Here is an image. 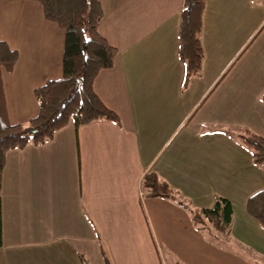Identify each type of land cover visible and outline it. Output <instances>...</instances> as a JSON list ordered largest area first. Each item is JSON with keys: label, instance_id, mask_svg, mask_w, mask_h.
<instances>
[{"label": "crops", "instance_id": "crops-1", "mask_svg": "<svg viewBox=\"0 0 264 264\" xmlns=\"http://www.w3.org/2000/svg\"><path fill=\"white\" fill-rule=\"evenodd\" d=\"M99 33L118 50L93 87L118 121L57 130L10 149L1 181L0 264H264V228L246 211L264 168L236 135L264 136V0H204L198 76L178 58L182 0H101ZM7 118L39 113L34 90L62 76L65 32L34 0H0ZM154 172L193 209L233 207L210 237L188 208L148 197Z\"/></svg>", "mask_w": 264, "mask_h": 264}, {"label": "trees", "instance_id": "trees-1", "mask_svg": "<svg viewBox=\"0 0 264 264\" xmlns=\"http://www.w3.org/2000/svg\"><path fill=\"white\" fill-rule=\"evenodd\" d=\"M34 1L42 5L45 18L56 22L65 32L62 76L34 90L39 104L36 117L11 124L6 113L2 69L10 71L18 53L0 40V247L3 243L1 181L6 152L29 144H43L70 121L75 126L101 119L118 121L116 112L102 101L93 87L96 76L113 67L118 54L117 48L99 33L103 18L101 0ZM203 9L204 0H182L178 58L185 67L184 83L201 71ZM261 101L264 103V92ZM33 128L37 129L35 134L30 131ZM236 138L250 149L253 162L264 168V136L244 129ZM141 186L148 197L167 198L188 208L195 225L210 237L217 239L230 234L233 207L228 199L216 198L211 208H190L154 172L143 176ZM246 211L264 228V189L248 198ZM80 258L81 264H88L82 255Z\"/></svg>", "mask_w": 264, "mask_h": 264}, {"label": "water", "instance_id": "water-1", "mask_svg": "<svg viewBox=\"0 0 264 264\" xmlns=\"http://www.w3.org/2000/svg\"><path fill=\"white\" fill-rule=\"evenodd\" d=\"M32 134H35L37 132V129L36 128H33L30 130Z\"/></svg>", "mask_w": 264, "mask_h": 264}]
</instances>
